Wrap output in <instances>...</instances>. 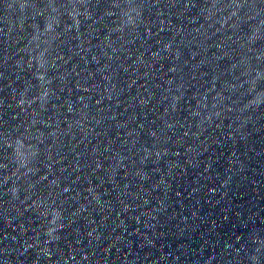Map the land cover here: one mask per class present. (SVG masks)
Segmentation results:
<instances>
[{"label":"water","instance_id":"obj_1","mask_svg":"<svg viewBox=\"0 0 264 264\" xmlns=\"http://www.w3.org/2000/svg\"><path fill=\"white\" fill-rule=\"evenodd\" d=\"M0 264H264V0H0Z\"/></svg>","mask_w":264,"mask_h":264}]
</instances>
